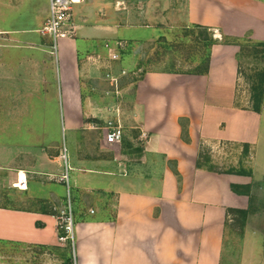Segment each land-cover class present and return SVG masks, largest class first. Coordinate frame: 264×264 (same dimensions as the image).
Instances as JSON below:
<instances>
[{
    "label": "crops",
    "instance_id": "0c3cea01",
    "mask_svg": "<svg viewBox=\"0 0 264 264\" xmlns=\"http://www.w3.org/2000/svg\"><path fill=\"white\" fill-rule=\"evenodd\" d=\"M148 2L83 0L74 7L77 36L61 41L54 59L51 39L39 32L50 0L38 7L31 0L12 1L13 23L0 25V70L10 68L3 52L16 50L11 55L23 71L15 91H43L47 100L51 89L59 91L64 130L75 146L73 166L68 162L71 172L78 173L74 187L97 208L75 222L73 263L71 241L59 240V213L53 211L64 207L62 199L52 192L50 199L28 194L33 180L64 185L47 175L65 169L61 152L67 143L58 152L46 142L45 127L40 135L31 130L42 142L39 154L30 153L23 165L5 159L0 145V264H264V241L257 239L258 233L264 236V208L250 212L244 232L237 234L238 211L249 210L252 203L231 188L251 186L252 195L256 182L264 187V111L239 106L251 101L239 91L238 58L240 38L264 43V0H184V15H175V21L183 28H208L220 41L210 48L207 74L143 72L129 111L122 115L121 92L130 91L132 84L121 85L126 77L116 75L117 67L125 54L129 60L141 59L137 48L145 50L159 39L153 34L144 38L142 32L163 26L148 23ZM120 43L125 47L119 48ZM108 46L118 60L111 59ZM5 80L0 75V85ZM4 91L9 90L0 88ZM117 115L125 124L124 138L111 146L101 124ZM225 145L255 157L251 176L235 174L240 167L220 171L204 152ZM21 172L27 176L26 191L14 187ZM105 178L107 183L101 180ZM4 187L13 190L3 193ZM228 236L234 245L230 252Z\"/></svg>",
    "mask_w": 264,
    "mask_h": 264
},
{
    "label": "rangeland",
    "instance_id": "374dc122",
    "mask_svg": "<svg viewBox=\"0 0 264 264\" xmlns=\"http://www.w3.org/2000/svg\"><path fill=\"white\" fill-rule=\"evenodd\" d=\"M13 0H0V25L6 26L13 23L12 19L14 13L11 14V6ZM36 7L40 5H45L49 0H31ZM159 3V4H158ZM148 23L163 22L162 27H158L157 31L154 32H142V36L146 38L147 36L153 34L154 36H159V39L154 42L152 45L147 47V49L137 48L140 53L141 59L132 58L128 59L127 54L123 57V64H119L117 67V76H123L126 78L121 79V85L124 83L132 84L131 90L122 93V115L129 111V104L133 100L134 87L136 82L141 79L143 72H189L193 71L200 63L202 57L206 56L207 49L204 48V36L200 35L199 30H195V34L191 40L183 38L184 26H180V22L177 23L176 16H183L184 14V0H149L148 2ZM179 9V10H178ZM7 18V22L5 19ZM183 20V18H179ZM217 36L215 32H209L208 38L215 39ZM246 35L244 38H240L241 47H246L244 52H239L238 58L241 61L240 64V79L239 83L241 93L244 98L250 100L249 104L241 103L239 106L243 108H252V81L250 77L259 74L262 72L264 74V52L258 47L250 48L252 44L248 43ZM247 38V39H246ZM247 41V42H245ZM116 48V52L120 54V49L116 44L112 45ZM142 52L143 55H142ZM5 56V61L9 63L10 68L5 71V69L0 70V75L6 77V80L1 83L0 88L8 89L9 91L0 92V145L4 146V158L7 160H13L15 164L20 163L23 165L30 153L39 154L38 145L42 141L35 140L33 132L35 130L37 135H40L43 131V127L46 128L48 136L46 142L48 145L52 143L51 146L57 148L59 152L64 148V144L68 149H66V156L68 157V162L70 160V166L73 164L71 162V152L75 153V146L70 138V134L67 130H64V109L61 104L60 93L55 88L51 89L49 95L50 99H45V94L43 91L40 92H31V91H15L14 86L20 87L18 73L23 71L18 67V60L13 59L15 53H18L16 50H6L3 52ZM13 57H12V55ZM40 55V54H39ZM108 53L106 52V56ZM45 57L41 54L40 58ZM1 58V54H0ZM55 59L56 57L53 56ZM13 60V62H12ZM131 61V67L130 63ZM140 68V69H139ZM123 70L127 71L128 74L122 75ZM102 74V73H101ZM98 76L100 74H97ZM16 78V81L14 82ZM22 79V77H21ZM121 89V87H120ZM245 89V91H244ZM115 91V90H114ZM126 93V94H123ZM113 96V95H112ZM111 98L107 97V100L110 101ZM264 111V100L261 105V112ZM110 115V114H109ZM113 121V116H109L107 120L102 122L101 126H108L109 121ZM125 129V124H122ZM260 132L264 138V115L261 123ZM104 133V132H103ZM72 135V134H71ZM105 136V135H104ZM81 134H77L75 138L76 141H80ZM37 145V147H35ZM47 146V145H46ZM69 150V151H68ZM2 151V150H1ZM74 151V152H73ZM209 153L213 161L219 164L220 171L235 168L245 171H249L250 167L257 165L255 162V157L253 155H242V148L235 145H225L221 150L213 151L204 149V152ZM253 154V152H252ZM261 157L264 158V154H261ZM60 156V155H59ZM262 161V159L260 160ZM11 163V162H10ZM221 163V165H220ZM64 172V169L60 173ZM78 173L75 171L70 172V189L66 185L56 184L54 182H47V184L41 183L37 180L30 182V191L29 195L41 196L43 198L50 199V193H54L62 199V204L68 210V201L70 197L71 201V211L73 213L74 226L75 222L82 216H89L90 208H97V205L94 202H88L83 196L82 192L76 190L74 187V178ZM49 176V175H47ZM104 182H108V178L101 179ZM256 188H253L254 200L251 204L252 212L257 209L264 208V187L260 182H256ZM13 190L12 188L4 187L3 193ZM243 192V190H239ZM1 192V190H0ZM252 193V189H251ZM5 204V203H4ZM17 204H19L17 202ZM95 204V205H94ZM53 208V211L58 209H63L61 206H56ZM254 213V212H253ZM90 217V216H89ZM247 221L243 220L241 216L237 218L234 224V231L237 234L244 232ZM235 233V234H236ZM226 244V252H230L234 249L233 238L228 236ZM264 236L257 234V239L259 241H264ZM235 240H239V235L235 236ZM70 252L68 256L73 263H75V256L73 254V243L70 242ZM225 264L228 261H224Z\"/></svg>",
    "mask_w": 264,
    "mask_h": 264
},
{
    "label": "built area",
    "instance_id": "2783aa9c",
    "mask_svg": "<svg viewBox=\"0 0 264 264\" xmlns=\"http://www.w3.org/2000/svg\"><path fill=\"white\" fill-rule=\"evenodd\" d=\"M83 0H50V10L48 19L44 27L39 31L44 37L51 39V54L58 57L60 42L66 39H74L77 36V26L74 22V7L80 4ZM119 48H124V44H118ZM109 48L111 53V59L116 61L119 59L118 54L113 48ZM125 74V73H124ZM112 84L116 88V94L118 95V83L117 80L112 79ZM105 135V140L108 145H119L123 142L124 138V128L121 123V118L117 115L113 121L108 122V126L102 128ZM61 159L66 164L64 172L60 175H49L52 181L62 183L67 186L68 191L70 189V172L72 169L68 164V157L66 156V148L61 152ZM22 173V172H21ZM21 173L18 182L14 184V187L26 191L28 189L27 176L24 174V180L21 179ZM68 210L65 207L63 209H58L59 213V229L64 231V235H60L59 240L62 243L67 241L73 242V237L75 233L73 213L71 211V201L69 197Z\"/></svg>",
    "mask_w": 264,
    "mask_h": 264
},
{
    "label": "trees",
    "instance_id": "16d2710c",
    "mask_svg": "<svg viewBox=\"0 0 264 264\" xmlns=\"http://www.w3.org/2000/svg\"><path fill=\"white\" fill-rule=\"evenodd\" d=\"M195 30H199L200 35L204 36V48L207 49V55L202 57L201 59V63L193 70V71H189L187 72L190 75H205L207 74L208 70H209V64H210V48L219 43L220 41L217 39H212L208 38V33L212 32L210 31L208 28L205 27H201V26H193V27H189V28H185L184 32H183V38L189 39L191 40L195 34ZM226 39H224L225 41ZM227 42V40H226ZM242 45V44H241ZM240 45V46H241ZM258 47L259 49L262 50V52H264V43H257V44H252L250 46V48L253 50V48ZM246 48V47H245ZM244 47H241L240 52H244L245 49ZM250 80L252 81V85H251V89L253 92L252 95V102H253V106H252V110L255 111L256 113H261V105L263 103L264 100V74L262 72H259L258 75H256V78L253 76L250 77ZM208 162V160H207ZM199 167H201V164L199 162ZM234 172V171H230L229 173ZM235 174L238 175H242V176H251V172L250 171H245L243 169L239 170V171H235ZM177 177H179L178 173L176 174ZM232 190L239 194V195H244V196H248L250 197V202L252 203L253 198L251 195V186L245 187V190L243 192H239L238 191V187L233 185ZM252 208L250 207L249 210H240L238 211L239 215L242 217L243 220H246L248 215L250 214ZM60 235H64V231L60 230Z\"/></svg>",
    "mask_w": 264,
    "mask_h": 264
},
{
    "label": "bare ground",
    "instance_id": "6f19581e",
    "mask_svg": "<svg viewBox=\"0 0 264 264\" xmlns=\"http://www.w3.org/2000/svg\"><path fill=\"white\" fill-rule=\"evenodd\" d=\"M24 178H25V176H24V173L22 172V173H21V179L24 180Z\"/></svg>",
    "mask_w": 264,
    "mask_h": 264
}]
</instances>
